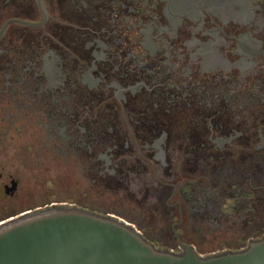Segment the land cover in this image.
I'll list each match as a JSON object with an SVG mask.
<instances>
[{
    "label": "flooded vegetation",
    "instance_id": "af4514ba",
    "mask_svg": "<svg viewBox=\"0 0 264 264\" xmlns=\"http://www.w3.org/2000/svg\"><path fill=\"white\" fill-rule=\"evenodd\" d=\"M37 168L160 248L263 236L264 0H0V190Z\"/></svg>",
    "mask_w": 264,
    "mask_h": 264
},
{
    "label": "water",
    "instance_id": "95a60500",
    "mask_svg": "<svg viewBox=\"0 0 264 264\" xmlns=\"http://www.w3.org/2000/svg\"><path fill=\"white\" fill-rule=\"evenodd\" d=\"M0 264H264V235L238 250L174 252L119 216L53 203L0 222Z\"/></svg>",
    "mask_w": 264,
    "mask_h": 264
},
{
    "label": "rangeland",
    "instance_id": "374dc122",
    "mask_svg": "<svg viewBox=\"0 0 264 264\" xmlns=\"http://www.w3.org/2000/svg\"><path fill=\"white\" fill-rule=\"evenodd\" d=\"M52 203L72 204L87 209L100 207L97 198L82 193L72 179L57 174L53 169L42 171L37 168V170L33 169L20 176L19 187L14 195L7 196L0 190V222L27 210ZM101 209L133 223L134 214L123 210L117 205L103 206ZM229 234L221 238V241L200 247V251L229 245Z\"/></svg>",
    "mask_w": 264,
    "mask_h": 264
}]
</instances>
